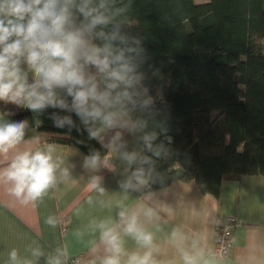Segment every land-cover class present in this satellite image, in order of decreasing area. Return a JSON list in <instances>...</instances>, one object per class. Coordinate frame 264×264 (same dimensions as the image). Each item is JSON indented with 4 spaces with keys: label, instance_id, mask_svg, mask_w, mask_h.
Masks as SVG:
<instances>
[{
    "label": "trees",
    "instance_id": "trees-1",
    "mask_svg": "<svg viewBox=\"0 0 264 264\" xmlns=\"http://www.w3.org/2000/svg\"><path fill=\"white\" fill-rule=\"evenodd\" d=\"M113 11L142 49L138 72L151 104L130 105L128 116L156 135L151 150L143 135L132 163L145 169L147 188L183 179L217 193L224 175L264 174V0H114ZM53 112L69 115L48 108L9 116L27 119L43 140L107 154L75 114L69 129L53 125Z\"/></svg>",
    "mask_w": 264,
    "mask_h": 264
},
{
    "label": "clouds",
    "instance_id": "clouds-1",
    "mask_svg": "<svg viewBox=\"0 0 264 264\" xmlns=\"http://www.w3.org/2000/svg\"><path fill=\"white\" fill-rule=\"evenodd\" d=\"M113 4L114 0H0V101L31 112L52 108L69 113L50 114L58 128L76 127L71 115L75 114L89 139L101 143L102 134L129 128V106L147 108L151 98H145L147 90L142 88L143 77L138 72L142 53L139 41L114 23ZM22 65L32 73L31 83ZM58 90L64 95H59ZM144 126L141 122L131 125L141 129ZM27 127V119L0 124V154L19 145ZM121 135L115 132L110 144L117 145ZM143 139L151 150L156 135L145 134ZM121 156L129 164L137 160L134 152H122ZM140 162L148 163L149 158L141 157ZM99 163L98 152L84 160L89 168H96ZM145 175V169L138 167L121 187L142 185ZM57 179V165L50 149L17 152L8 167L0 171V180L10 184V194L22 203L42 199ZM100 179L94 177L92 187L103 192ZM145 214L150 217L152 209ZM119 218L115 226L104 221L99 224L108 253L103 264H121L125 252L120 228L146 249L143 254H127L126 264H155L153 234L138 222L137 213L125 209L119 212ZM48 223L53 221L49 219ZM177 236L174 231L173 239ZM41 254L39 249L33 250V256ZM182 255L185 264H196L195 257L187 251ZM9 259L12 264H29L19 260L15 249Z\"/></svg>",
    "mask_w": 264,
    "mask_h": 264
},
{
    "label": "crops",
    "instance_id": "crops-1",
    "mask_svg": "<svg viewBox=\"0 0 264 264\" xmlns=\"http://www.w3.org/2000/svg\"><path fill=\"white\" fill-rule=\"evenodd\" d=\"M22 68L31 83L32 73L25 65ZM23 110L0 101V124L11 122L10 113ZM126 119L129 128L102 134L108 152L96 168L85 167V157L90 154L78 145L43 140L36 127H27L23 141L9 153L0 154L2 171L17 152L50 149L58 177L42 199L30 203L12 196L10 184L0 180V264H12L9 253L13 249L21 262L29 264H67L76 257L80 264H103L108 253L99 224H119V212L125 209L135 211L138 222L153 234L155 264H185L184 251L195 257L196 264H264V174L224 175L217 193H206L194 180L183 179L148 189L146 175L144 184L125 189L121 185L134 171L121 153L138 155L144 135L141 128L131 127L135 122L129 116ZM117 131L121 140L113 146L110 141ZM94 177L101 178L103 192L92 187ZM149 208L150 217L145 214ZM227 214L237 218V225L230 255L221 260L212 251L218 219ZM118 231L125 252L121 264H126L127 254L146 251L122 228ZM35 249L42 254L33 256Z\"/></svg>",
    "mask_w": 264,
    "mask_h": 264
},
{
    "label": "built area",
    "instance_id": "built-area-1",
    "mask_svg": "<svg viewBox=\"0 0 264 264\" xmlns=\"http://www.w3.org/2000/svg\"><path fill=\"white\" fill-rule=\"evenodd\" d=\"M237 225V218L234 215L220 216L216 227V245L212 254L221 260L229 257L232 247V236L235 226ZM67 264H80V258L76 257L67 262Z\"/></svg>",
    "mask_w": 264,
    "mask_h": 264
},
{
    "label": "rangeland",
    "instance_id": "rangeland-1",
    "mask_svg": "<svg viewBox=\"0 0 264 264\" xmlns=\"http://www.w3.org/2000/svg\"><path fill=\"white\" fill-rule=\"evenodd\" d=\"M197 2H205V1H208V0H196Z\"/></svg>",
    "mask_w": 264,
    "mask_h": 264
}]
</instances>
